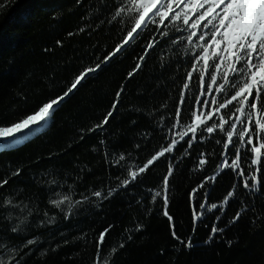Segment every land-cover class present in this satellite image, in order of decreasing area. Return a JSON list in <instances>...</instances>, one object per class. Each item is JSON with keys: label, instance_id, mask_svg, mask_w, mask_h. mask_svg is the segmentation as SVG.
<instances>
[{"label": "trees", "instance_id": "1", "mask_svg": "<svg viewBox=\"0 0 264 264\" xmlns=\"http://www.w3.org/2000/svg\"><path fill=\"white\" fill-rule=\"evenodd\" d=\"M5 3L0 7V126L62 95L80 71L100 63L121 42L129 26L120 18L112 20L115 0H0ZM169 32L129 77L148 40L160 39L159 33L145 30L89 74L56 107L43 130L0 152V182L8 181L0 188V253L11 250L12 264H97L98 259L108 264H264V195L249 194L231 169L199 187L221 162L219 132L211 137L203 133L187 155L181 141L108 199L92 195L117 188L129 166L146 162L172 138L167 129L191 56L184 52L185 43H170L187 33ZM198 94L193 82L187 96L191 102L183 106L186 122L190 110L198 107ZM109 111L108 124L89 131ZM121 154L125 161L116 165ZM201 154L209 161L203 169L198 167ZM169 162L174 173L167 210L177 235L185 241L191 237L190 248L172 237L162 198L152 200ZM233 184L236 194L229 204L223 210H204L193 231V209L201 211L205 194L207 205H220ZM64 195L74 202L70 211L67 202L60 207L51 203ZM7 200L12 203L5 204ZM237 212L241 217L232 223ZM213 226L224 231L209 240ZM105 229L109 231L98 258V236ZM112 248L118 251L113 254Z\"/></svg>", "mask_w": 264, "mask_h": 264}, {"label": "snow or ice", "instance_id": "2", "mask_svg": "<svg viewBox=\"0 0 264 264\" xmlns=\"http://www.w3.org/2000/svg\"><path fill=\"white\" fill-rule=\"evenodd\" d=\"M6 6V3L0 5V7ZM112 6L115 8L112 20L120 18L121 23L127 21L129 25L121 42L116 44L100 63L80 71L62 95L42 103L32 114L22 119L0 126V140L19 136L50 120L56 107L77 89L89 74L95 73L100 69L101 64L117 56L127 45L135 43L145 30H154L159 33L160 39L152 36L148 40L134 70L129 73V77H132L141 69L145 58L156 48L160 40L170 36L171 28L176 32L187 33L179 39H172L170 43L173 47L178 43H185L184 52L191 56L190 69L182 79L178 104L171 125L167 129L172 138L161 145L146 162L129 166L127 176L120 179L117 188L109 189L107 193L95 191L92 195L96 198L108 199L118 188H127L129 184L134 183L155 161L166 157V154H171L181 141L187 146L184 148V155H187L188 149L193 147V143L198 141L203 133L211 137L216 132L222 134V138L216 140L223 149L221 162L216 166L215 174L207 176L199 187L204 188L210 181L216 182L217 177L225 169H231L239 178L243 189L249 194L264 195L262 191L264 187V171H262L264 169V151H262L264 150V0H115ZM161 60L164 61L165 57L161 56ZM161 66L163 67V63ZM193 82L199 89V94L194 99L198 107L190 110L186 122L182 114L183 106L191 102L188 101L187 96L192 92ZM123 91L122 86L116 94V102L112 105L113 111ZM209 96L210 100L201 99ZM113 111H109L104 119L89 131L102 129L108 124ZM161 127H163L162 122ZM248 152L252 154L250 158H246ZM121 161H125L123 154L115 160V164L119 165ZM208 163L209 161L201 154L198 167L203 169ZM245 163L248 165L247 168L244 167ZM173 173L174 165L169 162L166 175L162 177V188L153 192L152 200L155 202L157 198H162L163 215L170 222L172 237L184 247L190 248L191 237L185 241L177 235L173 217L167 210L170 202L168 195L170 177ZM16 175H19V172ZM7 183V180L0 182V188ZM235 189L236 184H233L232 190L226 193L220 205L216 203L207 205L206 193L205 202L198 206L201 211L193 209V231L196 222L203 216V211L211 212L218 208L223 210L229 204V200L235 196ZM65 202L68 203L70 211L74 206L70 196L64 195L59 200L51 201L56 207H60ZM11 203V200L5 201V204ZM241 214L237 212L231 222L235 223L239 220ZM219 218L216 217L217 220ZM12 231H18V226ZM108 231L109 229H105L98 236L96 251L98 258L101 252L100 246ZM223 231L224 229L213 226L209 240ZM28 243L31 244L32 241ZM228 243L230 246L231 242ZM123 246V243L119 245L121 248ZM111 251L115 254L118 249L112 248ZM0 264H4V261L0 260ZM97 264H108V261L98 259Z\"/></svg>", "mask_w": 264, "mask_h": 264}, {"label": "water", "instance_id": "3", "mask_svg": "<svg viewBox=\"0 0 264 264\" xmlns=\"http://www.w3.org/2000/svg\"><path fill=\"white\" fill-rule=\"evenodd\" d=\"M48 122H49V121H48ZM48 122H47V124H48ZM41 130H43V129H34V130H32L31 133L28 134L27 136L23 135L22 133L19 134V136H18L16 139H14L12 142H10L9 144H7V145L4 146V147H1V148H0V152H1L3 149H5V148H12V147L17 146L18 144L22 143L25 139L30 138L31 136L37 134V133L40 132ZM24 136H25V137H24ZM23 137H24V138H23ZM21 138H22V139H21ZM18 139H20V141H17Z\"/></svg>", "mask_w": 264, "mask_h": 264}, {"label": "rangeland", "instance_id": "4", "mask_svg": "<svg viewBox=\"0 0 264 264\" xmlns=\"http://www.w3.org/2000/svg\"><path fill=\"white\" fill-rule=\"evenodd\" d=\"M217 114L219 115V113H217ZM46 125H47V123L44 125V127L42 129H44L46 127ZM38 129H40V128L38 127ZM1 141L2 140H0V143H2ZM14 257H15V255L12 254L11 250H6V251L4 250V252L0 253V260L4 261V264H9V261L12 264Z\"/></svg>", "mask_w": 264, "mask_h": 264}, {"label": "bare ground", "instance_id": "5", "mask_svg": "<svg viewBox=\"0 0 264 264\" xmlns=\"http://www.w3.org/2000/svg\"><path fill=\"white\" fill-rule=\"evenodd\" d=\"M48 122V121H47ZM47 122H44V123H42V124H40V125H37L35 128H32V129H29V130H27V132H24V133H22L23 135H25V136H27L28 134H30L31 133V131L32 130H34V129H38V127L40 128V129H42L43 127H44V125L47 123ZM24 136V137H25ZM18 136H16V137H12L11 139H9V140H2L1 142L2 143H0V148L1 147H4V146H6L7 144H9L10 142H12L14 139H16ZM23 137V138H24ZM22 139V138H21ZM17 141H20V139H18Z\"/></svg>", "mask_w": 264, "mask_h": 264}]
</instances>
